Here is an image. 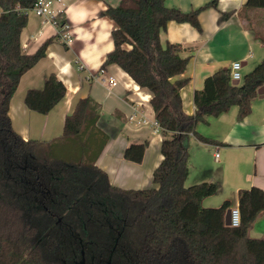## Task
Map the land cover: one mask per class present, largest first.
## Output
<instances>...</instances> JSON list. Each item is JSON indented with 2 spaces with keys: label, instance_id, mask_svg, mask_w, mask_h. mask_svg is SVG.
Wrapping results in <instances>:
<instances>
[{
  "label": "trees",
  "instance_id": "obj_1",
  "mask_svg": "<svg viewBox=\"0 0 264 264\" xmlns=\"http://www.w3.org/2000/svg\"><path fill=\"white\" fill-rule=\"evenodd\" d=\"M39 0H0V264H264V238H251L255 221L264 214V191L241 190V225H227L231 209L202 206L217 193L215 184L186 186L190 138L221 144L197 132L207 117L238 107V120L252 112L251 101L264 87V59L234 85L231 73L220 70L207 78L194 95L197 112L182 108L184 74L191 58L180 44H162L161 33L171 21L188 23L199 32L201 11L217 8L219 0L185 13L166 0H121L103 16L114 21L115 43L102 69L117 64L141 89L152 93L151 105L162 137L164 160L153 172L148 189L112 186L99 170L96 157L62 162L37 140L25 141L13 129L9 108L21 77L46 56L51 37L31 55L21 45L29 21L26 11ZM264 9V0H247L244 10ZM233 12L222 14L229 20ZM63 30L65 14L55 19ZM65 23V24H64ZM264 42V40H263ZM66 86L51 74L42 90L26 93L29 110L49 115L61 103ZM66 117L61 141L82 140L97 130L100 107L82 99ZM148 142L133 143L123 158L143 164ZM87 148V145H86Z\"/></svg>",
  "mask_w": 264,
  "mask_h": 264
},
{
  "label": "crops",
  "instance_id": "obj_2",
  "mask_svg": "<svg viewBox=\"0 0 264 264\" xmlns=\"http://www.w3.org/2000/svg\"><path fill=\"white\" fill-rule=\"evenodd\" d=\"M121 0H60L53 9L65 14L66 25L59 30L53 20L30 14L21 35V45L29 55L35 53L51 37L46 56L25 73L13 95L9 115L13 129L25 140H37L42 149L50 150L62 162L93 160L100 147L106 145L95 165L116 188L123 190L148 189L153 186V172L164 160L161 153L162 137L155 125L152 93L141 89L134 79L117 64L102 65L114 50L112 32L114 21L103 13L116 7ZM212 0H166L169 8H180L189 13L205 7ZM247 0H219L217 8L201 11L202 32L188 23L169 22L161 33L162 44L167 41L181 44L183 56L191 58L184 74L188 78L182 91V108L194 115V95L205 80L220 70H228L236 61L242 62L245 77L264 59V9L244 10ZM233 15L224 20L222 14ZM254 23L259 33L249 28ZM62 31V32H61ZM69 36L66 39L65 35ZM55 74L66 86L64 100L49 115L31 111L25 104L26 93L42 90L48 76ZM116 80L115 86L109 79ZM243 84V80L239 85ZM90 97L101 110L97 130L89 128L82 140L61 141L66 117L72 115L77 104ZM251 114L238 120V107L218 117H207L200 122L197 132L221 144L208 145L190 138L189 176L186 186L203 182L215 184L217 193L203 199L202 206L218 208L228 201L231 210L238 206L241 190L256 187L264 191V98L258 95L251 101ZM148 142L143 164L123 158L124 151L133 143ZM87 145V148H86ZM218 153V157L216 154ZM252 238H264V214L253 224Z\"/></svg>",
  "mask_w": 264,
  "mask_h": 264
},
{
  "label": "built area",
  "instance_id": "obj_3",
  "mask_svg": "<svg viewBox=\"0 0 264 264\" xmlns=\"http://www.w3.org/2000/svg\"><path fill=\"white\" fill-rule=\"evenodd\" d=\"M60 2V0H39L32 8H29L26 13L30 16V14H36L42 18H47L53 20L54 24L56 25L55 19L58 17L59 13H57L53 7L56 5V3ZM65 27V25L63 26ZM66 39L69 38L68 34L65 35ZM242 69V62L236 61L232 64L229 73H231V79L232 81H239L241 82L243 80V74L241 73ZM109 85L115 86L116 80L114 78L109 79ZM155 125L157 123L155 122ZM158 126V125H157ZM159 127V126H158ZM216 157H218V153L216 154ZM230 223L232 227H238L241 225V211L239 206L235 207V209L231 210V216H230Z\"/></svg>",
  "mask_w": 264,
  "mask_h": 264
},
{
  "label": "water",
  "instance_id": "obj_4",
  "mask_svg": "<svg viewBox=\"0 0 264 264\" xmlns=\"http://www.w3.org/2000/svg\"><path fill=\"white\" fill-rule=\"evenodd\" d=\"M232 83L234 85H239V81H232ZM260 95V97L264 98V87L259 91L258 93ZM230 216H231V209L228 211L227 213V216H226V223L227 225L231 226V223H230Z\"/></svg>",
  "mask_w": 264,
  "mask_h": 264
},
{
  "label": "rangeland",
  "instance_id": "obj_5",
  "mask_svg": "<svg viewBox=\"0 0 264 264\" xmlns=\"http://www.w3.org/2000/svg\"><path fill=\"white\" fill-rule=\"evenodd\" d=\"M249 23V28L253 31H255V33H259L258 29L254 26V23H252L251 21L248 22Z\"/></svg>",
  "mask_w": 264,
  "mask_h": 264
},
{
  "label": "bare ground",
  "instance_id": "obj_6",
  "mask_svg": "<svg viewBox=\"0 0 264 264\" xmlns=\"http://www.w3.org/2000/svg\"><path fill=\"white\" fill-rule=\"evenodd\" d=\"M65 24V23H64ZM62 32V31H61ZM105 71V70H104Z\"/></svg>",
  "mask_w": 264,
  "mask_h": 264
}]
</instances>
